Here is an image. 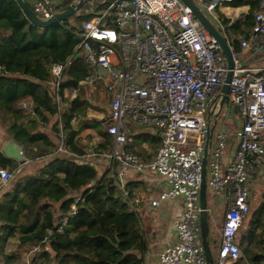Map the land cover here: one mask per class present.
<instances>
[{"label": "built area", "instance_id": "obj_1", "mask_svg": "<svg viewBox=\"0 0 264 264\" xmlns=\"http://www.w3.org/2000/svg\"><path fill=\"white\" fill-rule=\"evenodd\" d=\"M196 1L227 39L234 59L228 98L222 108L219 102L228 72L227 57L183 0H85L83 8L94 15L82 23L80 31L79 48L91 69L84 83L103 85L110 93V112L103 125L114 139V149L96 153V157L109 163L118 161L117 184L124 189L125 176L131 171L152 172L167 183L152 205L170 199L184 201L176 223L177 239L161 252V264H207L201 238L200 190L208 122L210 126L215 124L216 140L213 146L212 139L208 157V187L217 208L226 206L216 264H235L243 256L237 236L250 209L254 179L264 172V66L250 67L242 58L247 51L264 50V10L255 11L252 33L237 49L218 14L219 7L232 0ZM28 2L42 19L51 18L62 8H58L62 0ZM69 63H55L51 68L55 77L51 92L59 104L63 98L58 89ZM20 106L33 110L28 100ZM234 107L240 118L230 122V130L224 124L216 131L222 111L229 120ZM135 124L156 129L160 136L151 160L127 149ZM232 136L236 148L225 163L227 141ZM1 142L0 135V147ZM59 149L67 152L63 144ZM83 162L93 164L88 157ZM13 177L10 170L0 169L4 184ZM72 194L71 210L60 214L59 231L69 215L78 212L82 196ZM53 232L48 229L45 241Z\"/></svg>", "mask_w": 264, "mask_h": 264}, {"label": "trees", "instance_id": "obj_2", "mask_svg": "<svg viewBox=\"0 0 264 264\" xmlns=\"http://www.w3.org/2000/svg\"><path fill=\"white\" fill-rule=\"evenodd\" d=\"M73 1L63 0L58 8ZM262 1L226 2L232 6L251 4L250 11L234 23L218 10L237 49L239 40L231 32L240 31L243 39L248 38ZM93 15L83 10L74 21L68 18L43 28L31 23L16 0H0V134L17 141L25 154L32 156L33 165L40 162L33 173L23 176L18 162L0 148V168L14 173L9 182L13 185L0 199V259L5 263L19 262L27 249L32 255L30 264H144L148 240L141 217L130 203L132 189L128 183L124 189L117 184L118 161L101 172L75 157L86 151L79 146L80 131L74 120L87 115L90 106V88L84 81L89 80L91 69L79 48L80 31L82 23ZM68 60L58 89L63 98L59 104L51 92L55 80L51 68ZM73 89L77 95L70 100L65 92ZM26 100L32 103V111L20 106ZM100 132L103 140L94 152H112L114 139L102 128ZM129 137L128 151L142 158L144 142L153 148L161 142L138 125H133ZM55 139L62 140L71 154L58 151ZM72 193L82 196L78 212L69 215L59 231L60 214L68 213L74 202ZM259 193L261 201L250 202L238 233L243 256L235 264H264V187ZM24 211L30 212V218L21 224L19 216ZM50 228L54 232L45 241ZM17 231L21 232L20 253L11 257L6 246Z\"/></svg>", "mask_w": 264, "mask_h": 264}, {"label": "crops", "instance_id": "obj_3", "mask_svg": "<svg viewBox=\"0 0 264 264\" xmlns=\"http://www.w3.org/2000/svg\"><path fill=\"white\" fill-rule=\"evenodd\" d=\"M194 1L197 2L196 0ZM250 9H251L250 3H245L239 6H232L227 3H224L219 7L218 10L226 18L230 19L231 23H234L235 21L242 19L243 16L250 11ZM259 9L264 10V0L261 2ZM231 35L237 37L240 45L241 40L243 39L241 32L240 31H237L235 33L231 32ZM242 58L245 64L250 67L264 66V50L259 53H253L252 51H247L242 54ZM88 86L90 88V94H89L90 106L88 108L87 115L80 116L79 118L74 120L75 128L80 131L79 146L86 151V154L81 156L76 155L75 157L78 158L79 162L83 161V158L88 157V159H91V161H93L95 167L100 168L102 166L103 169L105 170L110 163L108 161H104L100 159L99 157H96V153L94 151L96 147H98V145L103 140V137L100 132V128L106 131L103 125V120L109 114L110 109L106 115L104 114L101 115L102 113L101 109L103 106L101 105L100 102L102 98L100 90L101 87H103L104 89L105 87L100 84L96 86H90V85ZM105 91L106 94L108 95L109 108H110V100H111L110 93L106 89ZM76 95L77 92L75 89L71 91L67 90L65 92V96L68 97L70 100ZM96 98L99 102H97ZM69 102L70 101L67 102L66 106L69 104ZM233 113L234 116L231 118V121L238 120L240 118L237 115L238 113L236 112ZM138 128L139 130L142 131L143 130L149 131L160 138L156 129L153 128L144 129L140 126H138ZM45 130L49 134H52L50 129L47 128ZM0 135L2 138L0 148L2 150L5 140L10 138L2 134ZM55 141H57V144L59 143V147L57 149L58 151H60L59 148L60 146H62V140L55 139ZM142 147L144 149L143 158L151 160L155 157L158 146L156 148H153L150 146L148 142H144ZM235 148H236V142L234 137L232 136L227 141L225 156H224L225 163H227L230 160ZM33 161L34 159L32 158V156L27 154H25L24 163L21 164V162L17 161L19 165V170L20 172H22L23 176L33 173L35 171V166L40 163L38 161L33 165L34 163ZM125 183H128L130 188L132 189V196L130 198V203L133 209H135L141 217L143 228L145 230L146 237L148 240V251L145 253L144 256V264H161L160 261L161 252L166 246L173 244L177 239L176 223L182 215V211L184 208V201L183 199L178 198V199H170L163 201L158 206L152 205V200L156 198L161 193L162 190L167 188L166 181L152 172L131 171L125 176ZM12 185L13 183L4 184L0 179V199L3 193H5ZM26 201L28 202V198H26ZM209 208H210V230L212 227L214 230L213 235L210 236L212 250L214 254L215 248L217 249V252H219L220 250V239H221L220 228L225 217L226 206L221 205L219 206V208H217V204L215 202L213 195L209 194ZM29 218H30V212L24 211L19 216V223L26 224L28 223ZM1 224L2 223L0 221V225ZM20 235L21 232L17 231L16 236L12 237L7 243L6 253L11 257H17L20 253V250L18 248ZM28 253L31 252H28L27 249L22 251L21 260L13 264H25L26 255ZM3 262L4 261L0 259V263Z\"/></svg>", "mask_w": 264, "mask_h": 264}, {"label": "water", "instance_id": "obj_4", "mask_svg": "<svg viewBox=\"0 0 264 264\" xmlns=\"http://www.w3.org/2000/svg\"><path fill=\"white\" fill-rule=\"evenodd\" d=\"M18 4L21 6L24 14L31 21V23L47 28L61 22L72 15L76 14L78 11L82 10L84 7L85 0H75L57 11L51 18L42 19L37 13L34 12L28 0H16ZM187 3L194 11L197 18L204 25V27L213 35L219 44L221 45L228 62V72L226 75L225 82L222 85L220 92V108H222L228 98L230 82L233 76L234 69V59L232 56V51L230 49L229 43L225 36L217 29V27L210 21L205 12L193 1V0H183ZM80 55V54H78ZM235 112H238V108L234 107ZM215 124L210 126V122H208V132H207V141L205 145L203 160H202V181H201V190H200V223H201V238L204 245L205 257L207 264H216V260L213 254L211 240H210V208H209V187H208V157H209V149L212 144L213 134H214ZM3 152L6 157L15 159L19 162L24 163L25 154L22 150L21 145L13 140L7 139L3 144Z\"/></svg>", "mask_w": 264, "mask_h": 264}, {"label": "rangeland", "instance_id": "obj_5", "mask_svg": "<svg viewBox=\"0 0 264 264\" xmlns=\"http://www.w3.org/2000/svg\"><path fill=\"white\" fill-rule=\"evenodd\" d=\"M63 2V0H62ZM61 2V3H62ZM83 10H85L84 8L80 11H78L76 14L72 15L71 17H69L70 21H74L75 19V16L78 15L80 12H82ZM68 19V18H67ZM233 32V31H232ZM100 93H101V105L103 106L102 109H101V115L104 114L106 115L108 112H109V99H108V95L106 94V91L103 87H101V90H100ZM97 100V98H96ZM97 102H99L97 100ZM230 122H231V119L229 118V120L227 119V113L225 110L222 111L221 115H220V121H219V127H217L216 131L221 127L223 126L224 124H227L228 125V129L230 130L231 127H230ZM215 140H216V134H214V137H213V146L215 144ZM97 169L101 172L104 171L103 167L101 166L100 168L97 167ZM255 182L253 183V186H252V198H251V202H255V204L259 203V201H261V196H260V189L262 187H264V172L258 176L257 178L254 179ZM210 194V192H209ZM214 233V230H213V227L211 228L210 230V236H212ZM214 257H215V260L218 259L219 257V252H217V249L215 248L214 249ZM31 258H32V255L31 253H28L26 255V259H25V264H30V261H31Z\"/></svg>", "mask_w": 264, "mask_h": 264}]
</instances>
